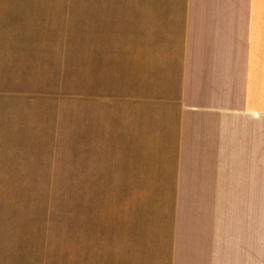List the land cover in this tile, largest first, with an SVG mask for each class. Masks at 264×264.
Instances as JSON below:
<instances>
[{
  "label": "crops",
  "instance_id": "1",
  "mask_svg": "<svg viewBox=\"0 0 264 264\" xmlns=\"http://www.w3.org/2000/svg\"><path fill=\"white\" fill-rule=\"evenodd\" d=\"M29 3L0 0V81L84 67L69 162L86 204L68 261L0 264H264V0H85L84 52L32 69ZM32 109L0 97L12 159Z\"/></svg>",
  "mask_w": 264,
  "mask_h": 264
},
{
  "label": "rangeland",
  "instance_id": "2",
  "mask_svg": "<svg viewBox=\"0 0 264 264\" xmlns=\"http://www.w3.org/2000/svg\"><path fill=\"white\" fill-rule=\"evenodd\" d=\"M29 4L25 19L38 34L44 33L41 48L25 54L29 69L43 52L45 61L55 55L63 60L71 51L84 52L85 0H30ZM46 69L43 65L40 75L33 70L25 73L24 93L18 94L16 80L0 81V97L25 95V104L33 108L25 113L29 128L25 158L12 159L5 145L0 146V255L54 256L68 261L73 227L82 224L86 204L85 182L81 177L72 181L69 162L71 132H77L82 119L76 107L85 101V74L79 66L72 79L65 63ZM47 95L50 98H44ZM3 125L4 118L0 119ZM4 139L1 133L0 145ZM118 213L107 218L116 220Z\"/></svg>",
  "mask_w": 264,
  "mask_h": 264
}]
</instances>
